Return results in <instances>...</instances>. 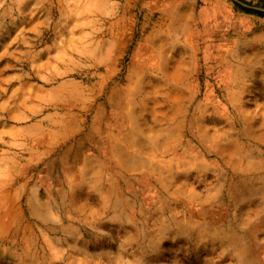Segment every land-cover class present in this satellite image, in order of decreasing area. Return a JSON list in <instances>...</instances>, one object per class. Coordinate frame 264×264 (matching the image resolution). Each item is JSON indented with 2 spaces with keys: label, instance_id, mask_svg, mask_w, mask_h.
Masks as SVG:
<instances>
[{
  "label": "rangeland",
  "instance_id": "obj_1",
  "mask_svg": "<svg viewBox=\"0 0 264 264\" xmlns=\"http://www.w3.org/2000/svg\"><path fill=\"white\" fill-rule=\"evenodd\" d=\"M242 9L264 0H0V264H264Z\"/></svg>",
  "mask_w": 264,
  "mask_h": 264
},
{
  "label": "trees",
  "instance_id": "obj_2",
  "mask_svg": "<svg viewBox=\"0 0 264 264\" xmlns=\"http://www.w3.org/2000/svg\"><path fill=\"white\" fill-rule=\"evenodd\" d=\"M242 10L245 11V12H247V13L254 14V15H256V16H259V17H264L263 14H261V13H257V12H255V11H251V10H249V9H242Z\"/></svg>",
  "mask_w": 264,
  "mask_h": 264
},
{
  "label": "bare ground",
  "instance_id": "obj_3",
  "mask_svg": "<svg viewBox=\"0 0 264 264\" xmlns=\"http://www.w3.org/2000/svg\"><path fill=\"white\" fill-rule=\"evenodd\" d=\"M148 131V130H147ZM148 134H150V133H148ZM238 180V179H237ZM242 181H244V180H242ZM247 181V180H246ZM232 184V183H231ZM248 185V184H247ZM246 185V186H247ZM244 186V185H243ZM236 187V186H235ZM240 187H241V185H240ZM232 188H233V186H232ZM251 188H252V186H251ZM240 192V191H239ZM255 195V194H254ZM245 196V195H244ZM233 197V196H232ZM235 199V198H234ZM180 214V213H179ZM173 215V214H172ZM223 215V214H222ZM183 216V215H182ZM180 217V216H179ZM221 217V216H220ZM174 218V217H173ZM218 218V217H217ZM259 220V219H258ZM172 223V222H171ZM175 224V223H174ZM183 224V223H182ZM219 224V223H218ZM180 225V224H179ZM184 226H188L187 224L186 225H184ZM193 226V225H192ZM177 228V227H176ZM210 229V228H209ZM213 230V229H212ZM211 230V231H212ZM215 234V233H214ZM221 234V233H220ZM217 236V235H216ZM223 238H224V236H223Z\"/></svg>",
  "mask_w": 264,
  "mask_h": 264
},
{
  "label": "crops",
  "instance_id": "obj_4",
  "mask_svg": "<svg viewBox=\"0 0 264 264\" xmlns=\"http://www.w3.org/2000/svg\"><path fill=\"white\" fill-rule=\"evenodd\" d=\"M245 1V0H244ZM247 1H258V0H247ZM260 2V1H259ZM261 18V17H260ZM264 18V17H263Z\"/></svg>",
  "mask_w": 264,
  "mask_h": 264
}]
</instances>
